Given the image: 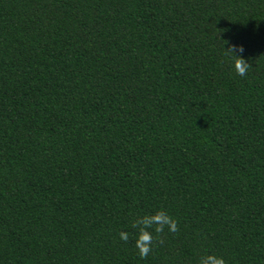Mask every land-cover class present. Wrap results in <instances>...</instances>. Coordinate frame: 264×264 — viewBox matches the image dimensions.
Wrapping results in <instances>:
<instances>
[{
	"label": "trees",
	"instance_id": "1",
	"mask_svg": "<svg viewBox=\"0 0 264 264\" xmlns=\"http://www.w3.org/2000/svg\"><path fill=\"white\" fill-rule=\"evenodd\" d=\"M213 253L264 264V0H0V264Z\"/></svg>",
	"mask_w": 264,
	"mask_h": 264
},
{
	"label": "clouds",
	"instance_id": "2",
	"mask_svg": "<svg viewBox=\"0 0 264 264\" xmlns=\"http://www.w3.org/2000/svg\"><path fill=\"white\" fill-rule=\"evenodd\" d=\"M232 56L229 57L225 53L226 58L230 59L231 66L233 67L236 75L244 76L249 68L248 63L237 54L243 52V48L231 49ZM133 229L136 230L135 237V248L141 258H146L152 251V246L154 242L153 232L160 234L167 227L169 232L177 231V221L169 215L165 210H157L152 214H145L142 217L137 218L133 224ZM151 229V231H150ZM119 238L122 241L127 242L129 239V233L126 231H121L119 233ZM198 264H226L223 256L216 254H207L199 258Z\"/></svg>",
	"mask_w": 264,
	"mask_h": 264
}]
</instances>
